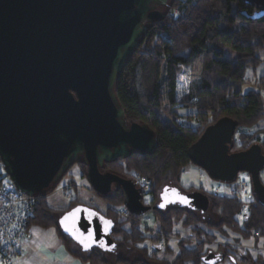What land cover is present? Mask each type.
<instances>
[{
  "label": "water",
  "instance_id": "95a60500",
  "mask_svg": "<svg viewBox=\"0 0 264 264\" xmlns=\"http://www.w3.org/2000/svg\"><path fill=\"white\" fill-rule=\"evenodd\" d=\"M168 1L0 0V163L18 192L43 194L81 161L99 196L116 186L129 213L150 211L142 203L143 185L101 169L157 146L148 126L127 124L114 85L147 25L164 18L160 9ZM243 1L264 10V0ZM236 127L228 117L207 126L188 148L189 160L217 183L233 184L238 174H247L264 196V153L259 144L231 152ZM170 204L203 213L208 198L165 186L159 206ZM58 223L83 251L115 249L112 221L94 208L77 205ZM221 261L220 251L202 257L209 264Z\"/></svg>",
  "mask_w": 264,
  "mask_h": 264
},
{
  "label": "trees",
  "instance_id": "16d2710c",
  "mask_svg": "<svg viewBox=\"0 0 264 264\" xmlns=\"http://www.w3.org/2000/svg\"><path fill=\"white\" fill-rule=\"evenodd\" d=\"M160 10L164 18L147 25L139 47L127 58L114 85L127 124L148 126L157 146L150 154L131 152L127 158L105 163L101 169L132 181L137 177L151 179L149 202L142 199V203L157 216L158 233L143 235L137 222L119 219L113 208L125 209L136 220L142 215L127 211L116 186L106 196H99L90 188L106 205L104 215L113 223L116 246L111 253L95 248L83 251L58 223L67 211L80 205L78 197L71 199L65 210L53 209L46 201L62 179L49 191L34 196L28 228L35 225L53 229L68 256L82 264H109V258L114 264H203L202 257L208 252L206 244L216 238L208 230L221 234L230 231L238 234L240 240L253 239L256 245L264 244V196L254 191L251 181L250 198L246 201L231 195L215 196L200 186L184 188L180 183L182 173L193 166L188 148L207 126L221 118L228 117L236 123L234 136L240 133L237 140L233 138L231 152L259 144L264 153V131L255 130L264 118V75L256 80V90L241 91L246 71L255 70L262 61L264 10L243 0H193L184 5L169 0ZM225 50L233 52V61L224 59ZM194 64L199 65V78L192 82ZM259 134L262 137L257 142ZM75 165L85 173L81 161ZM69 186L75 185L70 181ZM165 186L182 193L206 195L208 208L203 213L178 204L161 208L160 192ZM261 187L264 190L262 183ZM241 209L245 211L242 226L235 218ZM212 215L218 219L216 225L209 223ZM177 225L189 229L190 236L197 240L192 247L188 240L174 243L175 248L170 246L172 237H178ZM147 240L153 246H146ZM159 242L162 247L157 246ZM217 251L222 253L223 261L230 258L239 264H264L262 257L250 263L251 259L241 263L243 257L237 261L234 248L228 245H219Z\"/></svg>",
  "mask_w": 264,
  "mask_h": 264
},
{
  "label": "rangeland",
  "instance_id": "374dc122",
  "mask_svg": "<svg viewBox=\"0 0 264 264\" xmlns=\"http://www.w3.org/2000/svg\"><path fill=\"white\" fill-rule=\"evenodd\" d=\"M224 59L233 61L234 60V54L230 50H225L224 52ZM260 58L262 59L260 65L256 67L255 70L248 69L245 74L244 81L241 86V91L247 92L249 90H256L257 84L256 80L264 75V50L260 53ZM199 78V65L194 64L190 73V80L196 81ZM263 128L264 131V118L258 123L256 126V129ZM240 133H236L234 138L237 140L238 135ZM257 142H260V137H262V134L258 135ZM84 171L79 168L77 165H74L68 169L62 180L60 181L59 185L56 187L54 191H52L46 198L47 204L49 207L53 209H61L66 208L69 204V201L71 199H74L76 196L78 197L80 204L87 205L89 207L94 208L95 210L99 211L100 213L104 214L105 212V204L101 201H98L97 199L93 198L89 193L90 187L87 184L84 174ZM137 177V176H135ZM239 177H241L243 180H245L247 184L246 188V197L243 199H246L248 195L251 193V183L250 178L247 174L240 173ZM260 182L264 185V170L259 175ZM72 181L75 185L74 187L69 186V182ZM181 185L184 188L188 187H202L203 190L206 193H217L219 195H231V190L237 189V183L238 180H236L233 184H222L212 181L209 176L202 171L201 169L191 166L188 169H186L181 176L180 180ZM91 194L95 195L94 192ZM97 197V196H96ZM98 198V197H97ZM150 198H146L145 201L148 203ZM151 212V213H150ZM147 212L146 214L142 215L138 220L134 219L133 221L127 220L128 222H137L138 229L145 234L146 236H151L155 233H158L157 230V223L158 219L157 216H154L152 211ZM120 220H123V218H119ZM240 226H242L243 220L236 219ZM217 217L211 216L209 223L211 225L217 224ZM154 225V230H149L147 227ZM126 229H128L127 225H124ZM30 239L27 240V242L24 244V247L32 249L33 256L35 259L37 258L36 264H50L47 260L42 258L39 253L35 249V244H45L46 246H51L54 243L57 242V238L55 236V233L53 229H43L35 225H31L30 227ZM178 237H172L170 246L174 247V243H177L179 240H188L192 243L190 247L193 246V243H196L197 240H195L193 237L190 236V230L189 229H182L180 225H177L176 227ZM209 233H212L215 235V241L211 243H207V249L208 252L217 253V248L219 245H228L232 248H234L235 251L234 255L237 259V261H240L243 263V261H246L249 263L251 261H257L261 257L264 258V244L263 242H260V244L256 245L253 239L250 240H240V236L236 233L226 231L225 234L217 233L212 230H208ZM29 242V243H28ZM158 247H162V242H159ZM28 244V245H27ZM34 244V245H33ZM33 245V246H32ZM146 246H153L150 241L147 240L145 242ZM25 249V248H24ZM162 256V255H161ZM209 257V256H207ZM210 258V257H209ZM109 264H114L113 260L109 258ZM203 264H209L208 262H203ZM216 264H239L233 261L232 259L228 258L225 261L217 262Z\"/></svg>",
  "mask_w": 264,
  "mask_h": 264
},
{
  "label": "built area",
  "instance_id": "2783aa9c",
  "mask_svg": "<svg viewBox=\"0 0 264 264\" xmlns=\"http://www.w3.org/2000/svg\"><path fill=\"white\" fill-rule=\"evenodd\" d=\"M177 1L184 5L187 1L192 2L193 0ZM239 175L240 174L236 177V180H238L237 189L231 190V196H236L240 201H246L249 200L250 195H248L246 199H243L247 196L245 192L247 184ZM133 180L137 182L138 185H143L142 199L145 200L148 198L150 187L153 184L151 179L137 177ZM91 193L89 194L93 198L101 202L99 198ZM34 204V197H28L16 190L0 163V264H14L25 255L22 244L27 239L29 229L28 222L33 216ZM113 211L117 213L120 218H123V220H134L125 209L113 208ZM244 214V209H241V211L236 214L235 218L243 220ZM147 228L149 230H154L155 226L151 225Z\"/></svg>",
  "mask_w": 264,
  "mask_h": 264
},
{
  "label": "crops",
  "instance_id": "0c3cea01",
  "mask_svg": "<svg viewBox=\"0 0 264 264\" xmlns=\"http://www.w3.org/2000/svg\"><path fill=\"white\" fill-rule=\"evenodd\" d=\"M259 129H263V128H259ZM66 208H61L58 210H65ZM29 230L30 228L28 229L27 239L22 244L23 248H25L24 249L25 255L14 264H36V262L38 261L37 258L35 259V257L33 256L31 247L30 248L24 247V244L27 242L28 239H30L31 241V237H30L31 233ZM57 242L58 243H54L51 246H46L45 244H40V243L37 245L36 244L33 245L35 246V249L39 253V255L45 260H47L50 264H82L78 260H74L70 258V256H68V254L66 253V251L64 250L58 239Z\"/></svg>",
  "mask_w": 264,
  "mask_h": 264
},
{
  "label": "snow or ice",
  "instance_id": "6c2138e0",
  "mask_svg": "<svg viewBox=\"0 0 264 264\" xmlns=\"http://www.w3.org/2000/svg\"><path fill=\"white\" fill-rule=\"evenodd\" d=\"M161 207H163V205H161ZM77 211H79V209H77ZM72 215H75V213H73ZM66 219H68L67 217H65V220ZM61 223L63 224L64 223V221L62 220L61 221ZM105 223L107 224L108 222L107 221H105ZM66 231L68 230V229H65ZM89 236H91V233H89ZM80 242L82 243V244H85V242H84V240H80ZM101 246H103V244L101 243ZM85 247H88V245L87 244H85Z\"/></svg>",
  "mask_w": 264,
  "mask_h": 264
},
{
  "label": "flooded vegetation",
  "instance_id": "af4514ba",
  "mask_svg": "<svg viewBox=\"0 0 264 264\" xmlns=\"http://www.w3.org/2000/svg\"><path fill=\"white\" fill-rule=\"evenodd\" d=\"M134 182H135V181H134ZM135 183H137V182H135ZM137 185H138V184H137ZM139 185H140V184H139ZM168 194H169L170 196H169ZM168 194H166V196L164 197V199H165L164 201H166V202H168V200H170V198L172 197L171 194H170V192H168ZM184 194H186V193H184ZM80 205L87 206V205H84V204H80ZM88 207H89V206H88ZM91 208H92V207H91ZM99 213H100V212H99ZM100 214H102V213H100ZM102 215L105 216L104 214H102Z\"/></svg>",
  "mask_w": 264,
  "mask_h": 264
},
{
  "label": "clouds",
  "instance_id": "9594fccd",
  "mask_svg": "<svg viewBox=\"0 0 264 264\" xmlns=\"http://www.w3.org/2000/svg\"><path fill=\"white\" fill-rule=\"evenodd\" d=\"M99 212V211H98Z\"/></svg>",
  "mask_w": 264,
  "mask_h": 264
}]
</instances>
